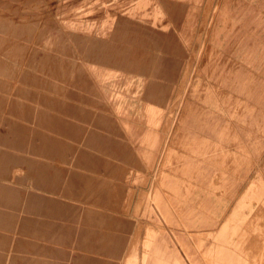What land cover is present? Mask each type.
Segmentation results:
<instances>
[{
	"label": "rangeland",
	"instance_id": "374dc122",
	"mask_svg": "<svg viewBox=\"0 0 264 264\" xmlns=\"http://www.w3.org/2000/svg\"><path fill=\"white\" fill-rule=\"evenodd\" d=\"M248 192L264 0H0V264H264Z\"/></svg>",
	"mask_w": 264,
	"mask_h": 264
},
{
	"label": "crops",
	"instance_id": "0c3cea01",
	"mask_svg": "<svg viewBox=\"0 0 264 264\" xmlns=\"http://www.w3.org/2000/svg\"><path fill=\"white\" fill-rule=\"evenodd\" d=\"M250 186H251L250 187V189H251L254 185L251 184ZM258 188H260V187H258ZM248 193H246L244 195V197L242 198L243 200L240 199L237 202V207H242L243 205H245V206L247 205V206H249V210H250L249 213H250V212H252V207H253L252 206L253 202H251V200L252 199H255L256 200V203H255L256 206H255V209H254V211H255L254 215L257 216V217H261L262 219H264V204L263 203H260V200H261L262 195L261 194H258V193H249V194ZM245 197H247V198H245ZM258 204H259V206H258ZM261 204H263V206H261ZM237 214H238V212H237L236 208H233L231 210V212L226 216L225 222L222 225L221 230L226 229L227 224L229 223V221H231L232 219H234V217H236ZM260 243L262 244L263 242H260ZM216 249H214V252L216 251L215 252L216 259H218V260H221V259L223 260L224 259L228 263H230L232 261V256H231L232 253L229 251V249L227 250V249H224L222 247L221 248L220 247H217ZM143 259H145V258H143Z\"/></svg>",
	"mask_w": 264,
	"mask_h": 264
},
{
	"label": "bare ground",
	"instance_id": "6f19581e",
	"mask_svg": "<svg viewBox=\"0 0 264 264\" xmlns=\"http://www.w3.org/2000/svg\"><path fill=\"white\" fill-rule=\"evenodd\" d=\"M221 248V247H220Z\"/></svg>",
	"mask_w": 264,
	"mask_h": 264
}]
</instances>
